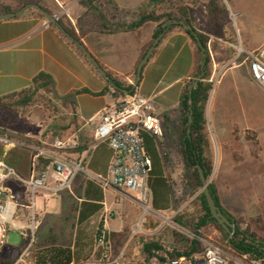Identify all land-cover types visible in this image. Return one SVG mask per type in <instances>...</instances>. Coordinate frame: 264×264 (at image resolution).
Instances as JSON below:
<instances>
[{
	"label": "crops",
	"instance_id": "1",
	"mask_svg": "<svg viewBox=\"0 0 264 264\" xmlns=\"http://www.w3.org/2000/svg\"><path fill=\"white\" fill-rule=\"evenodd\" d=\"M56 1L60 14L68 16L100 66L127 85L138 86V94L154 101L164 137L156 139L143 133L146 152L153 162L150 187L154 214L146 221L148 228L160 221H175L180 216L187 220L194 211L204 215L199 200L201 191L195 192L197 181L193 171L187 169L183 155L188 129L182 100L197 68V47L192 39L180 28L165 34L137 83V67L143 49L153 40L157 24L147 23L133 31L121 30L123 26L132 25L136 18H123L110 6L85 18L87 8L82 0ZM109 1L121 11L138 12L148 0ZM183 2V6L195 12L205 9V0ZM114 14L117 17L113 18ZM104 22L110 28H103ZM91 25H96L100 31L89 29ZM69 41L47 18L32 10L16 19L0 20V101L31 89L35 79L43 73L54 79L58 97L75 95L69 111L74 121L71 134L82 144L77 154L85 158L88 174L79 175L72 193L39 200L43 222L39 235L47 240L45 249L61 246L55 243L54 237L53 242H49L52 232L48 222L57 211L72 213L76 234L71 248L75 249L79 243L82 249L78 255L80 260L72 264H83L95 262L102 256L96 243L99 231L113 246L112 235L132 231L141 209L131 193L105 189L94 180L108 178L113 152L107 143L89 149L94 143L101 112L115 104L121 93L95 71L93 64ZM221 46L214 48L218 51L223 49ZM262 46L264 42L259 49ZM212 55L215 67L224 68L229 64L222 50L216 54L212 49ZM248 74L253 82L252 96L250 103H243L241 113H222L223 100H214L209 111L206 110L213 157V174L209 180L217 188L222 207L264 239V116L257 112V106L264 108V89L252 79L250 69Z\"/></svg>",
	"mask_w": 264,
	"mask_h": 264
},
{
	"label": "built area",
	"instance_id": "2",
	"mask_svg": "<svg viewBox=\"0 0 264 264\" xmlns=\"http://www.w3.org/2000/svg\"><path fill=\"white\" fill-rule=\"evenodd\" d=\"M55 19L58 20L57 17ZM231 47L237 51L239 58L248 55L251 77L264 89V46L255 54L248 53L242 46ZM143 133L156 139L164 137L154 101L138 93L121 94L115 104L101 112L94 143L89 151L100 143L108 144L113 152L109 176L94 180L105 189L115 188L131 193L141 209V221L146 222L154 214L150 187L153 162L146 152ZM11 137V134L0 130L1 144L30 151V173L27 178L22 177L16 169L0 160V252L7 246L10 232L30 231L29 246L13 264H36V257H29V253L41 226L39 200L72 193L79 175L88 174L86 160L77 154L80 144L73 137L25 139L23 142ZM23 215L27 217V225L19 221ZM238 226L243 232L249 229L245 222H240ZM177 229L182 233L180 227ZM229 236L231 238L232 235ZM190 238L202 245L200 253L188 258L177 257L174 249L167 250L162 256L158 251L154 252L156 256L149 264H264V258H252L236 254L231 249L225 250L212 238L204 239L199 234H192ZM96 243L102 250L101 264H116L117 261H110L111 244L104 234L97 236Z\"/></svg>",
	"mask_w": 264,
	"mask_h": 264
},
{
	"label": "rangeland",
	"instance_id": "3",
	"mask_svg": "<svg viewBox=\"0 0 264 264\" xmlns=\"http://www.w3.org/2000/svg\"><path fill=\"white\" fill-rule=\"evenodd\" d=\"M4 1L10 2V0ZM219 1L228 12L227 18L223 20L224 30L219 33L212 31L205 6L204 10L195 12V17L197 18L196 27L209 36L208 48L211 59L209 68L211 78L209 82L212 84V90L207 110L209 111L211 103L214 100H223L222 113H241L240 109L244 107L243 103H250L252 96L253 82L248 74L250 59L247 54H244L240 58L237 57V51L233 47L227 46L229 44L242 46L245 51L249 50L253 54L258 53L262 48L259 49V47L264 42V0ZM191 2L196 3L199 0H191ZM206 2L207 0H205L204 5ZM47 3L49 8L54 12V17H57L58 20L61 17H66L69 20L66 14H60V7L56 0H47ZM218 39L222 41H218ZM220 46L223 48L221 50L226 58V62L229 63L224 68L215 67L213 61L212 49L217 54L221 50L217 51L214 47ZM249 51L247 52L250 53ZM71 106L70 102L58 103V101L54 100V96L49 88L45 91H31L23 95L9 97L0 101V130L11 134V138L19 142H23L25 139L38 140L39 138H46L47 140L56 135L55 130L62 126L63 123L67 125L68 121L71 122L69 114V111L72 109ZM257 108V112L264 116V108L261 109L260 106H257ZM62 136L65 135L63 134ZM3 146L6 152H8L7 150L14 149L5 145ZM202 190L203 188L199 191L202 193ZM40 213L42 212L40 211ZM52 215L53 219L48 222V228L52 232V234H49L52 237L49 242H53L54 237L56 239L55 243L58 245L74 247L76 225L72 213L59 214L57 211ZM202 217L201 211L192 212L187 220L186 218L184 219L189 228L179 226L176 223L177 219H175V221H160L156 225L152 224L151 229H149L148 222H142L140 215L139 221L129 233L128 242L124 248L116 251V247L111 245L110 261H117L116 264H149L151 260L147 261L144 253L145 245L148 243L160 244L162 249L159 250V253L162 256L167 250L175 249L174 232L189 239H191L190 236L192 234H199L204 239L212 238L216 243H219L223 247L226 246L230 236L222 231L218 225L212 223L198 231L195 230L198 220ZM40 220L42 226V214L40 215ZM19 221L27 225L26 215H23ZM178 226L181 228L180 231L182 233L177 229L179 228ZM247 231L251 232L250 228ZM39 232L36 234V243L29 253V257L31 258L33 256L36 257L37 253L43 251L46 246L45 242L47 240H45V236H40ZM99 235H101L100 231ZM30 238V231L10 232L8 244L0 252V264H10V259L14 252L22 253L27 249ZM94 261L92 262L93 264L103 263L102 256L96 258Z\"/></svg>",
	"mask_w": 264,
	"mask_h": 264
},
{
	"label": "trees",
	"instance_id": "4",
	"mask_svg": "<svg viewBox=\"0 0 264 264\" xmlns=\"http://www.w3.org/2000/svg\"><path fill=\"white\" fill-rule=\"evenodd\" d=\"M183 1L184 0H148L142 5L138 12L121 11L112 1L109 0H82V5L87 8L85 18L88 17L90 13L94 14V12L101 10V8H106L108 6L112 7L114 11L117 12V14L122 15L123 18L129 16H131L132 18H136V21L132 25H128L127 27L123 26L121 30L133 31L144 26L147 23H155L158 27H160L170 20L183 21L187 25L192 26L194 28L193 31H187L181 25H172L167 28V33L175 28H180L192 39V41L197 47V68L194 73L193 79L203 73L202 79L194 86L193 90L190 91V87L194 83V80L192 81V84L188 87L182 100V112L184 114L187 129L189 128V118L190 116L192 117V123L190 126L191 131L190 134L186 135L183 155L187 169L192 170L194 173V177L197 181L195 192H198L203 188L199 169L203 170L204 175L207 179H210L213 174V157L211 154L210 137L206 119L207 105L209 101L210 92L212 90V84L209 82L211 78L209 69L211 59L210 54L207 51V66L205 67V69L202 70V51L197 45L196 36L200 38L201 43L206 48H208L209 36L202 33V31L196 27L197 18L195 17V10L185 5L183 6ZM34 6L39 7V9H33ZM26 7H29V9H27L26 11H35L40 17L44 19H46L44 13H48L53 17L55 16L54 12L49 8L47 0H45V2L44 0H10L9 3L5 2L4 0H0L1 14L17 12ZM205 8L208 12L207 18L212 31H217L218 33L223 31V20L226 19L228 16V12L226 11L225 7L220 3L219 0H207ZM117 14H114L113 18L117 17ZM57 24L58 26L55 25V27L61 32L63 36L66 37L67 34L84 46L81 37L77 34L75 30V27L66 17L59 18V20H57ZM109 26L110 25H107L106 22L103 23V28H110ZM89 29H92L94 31H100L98 30V27L96 25L89 26ZM101 32L103 33V31ZM163 32L164 29L156 31L153 40L160 36ZM153 40L143 49V54L139 61V64L144 59L149 48L152 46ZM69 42L74 47H76V49L81 53V55L92 65V63L84 55L83 51L79 49L73 42ZM93 69L97 71L96 68L93 67ZM107 74L113 84L111 86L117 92H120L122 95H135L137 93L136 88L138 86L134 88L132 85L129 86L126 83L118 80L111 73ZM48 88L53 94L54 100L58 101V103L70 102L73 105L75 95H71L64 99L58 97L55 91L54 79L50 75L44 73L40 74L35 79L34 86L31 89L24 91L18 95H23L24 93L31 91H45ZM104 93H106V91H104L103 94ZM18 95H13L10 97ZM70 121L71 122L68 121L67 125L63 123L62 126L58 127V129L55 130L56 135L49 138L48 140H51L56 137H61L65 139L73 137L71 131L74 121L73 119ZM63 134L65 136H62ZM74 138L79 143H81L78 138ZM4 149V146L0 144V160H4L9 166L16 169L22 177L27 178L30 173V151L23 148H14L7 150L8 152H6ZM81 150L82 144L80 145L77 152H80ZM209 189L213 199L216 202L217 207L232 223L236 225V229L231 238L227 240V244L226 246H224V249H231L239 255H249L252 258L263 259L264 239L259 238L256 234L251 233L250 231H241L238 225L243 220H238L234 218L222 207L215 185L210 184ZM199 200L202 202L204 215L201 219L198 220V223L195 226V230L198 231L201 228H204L212 223L218 225L217 221L212 217L204 192L200 194ZM176 223L183 228H189V226L185 223L183 216L178 217ZM222 231L224 230L222 229ZM129 232L130 231L125 230L119 235H112V243L113 246L116 247V251H119L118 249L120 248H124V246L127 244ZM174 237V250L176 252L177 257L186 256L188 258H191L195 254L200 253L202 251V247L198 242L192 241L191 239L184 237L183 235L177 232H174ZM80 249L81 247L79 243L76 244L75 249H72L71 247L52 246L37 253L36 264H72L77 260H80L78 259V255L80 251H82V249ZM161 249L162 246L158 243L146 244L144 247V253L147 257V261L151 260V258L154 256V252L159 251ZM20 254L21 253L19 252H14L10 259V264L15 263Z\"/></svg>",
	"mask_w": 264,
	"mask_h": 264
},
{
	"label": "water",
	"instance_id": "5",
	"mask_svg": "<svg viewBox=\"0 0 264 264\" xmlns=\"http://www.w3.org/2000/svg\"><path fill=\"white\" fill-rule=\"evenodd\" d=\"M33 8L35 9H39V7L34 6ZM29 9V7H26L20 11L17 12H13V13H5V14H1L0 13V20H9V19H16L21 17L25 11ZM46 18L48 19V21L53 24V25H57V20L55 19V17L49 15L48 13H44ZM172 25H181L182 27H184L185 30L187 31H193L194 28L192 26L187 25L185 22L183 21H178V20H170L166 23H164L162 26L157 28V31H160L161 29H164V32L158 36L157 38H155L153 40V44L152 46L149 48L148 52L146 53L144 59L141 61V63L138 66V70H137V83H139V81L141 80V73L143 71V68L145 67V65L148 63V61L150 60L152 53L155 51V49L158 47L159 43L161 42V40L163 39V37L165 36V34L167 33V28L172 26ZM67 39H69L71 42H73L79 49H81L84 53V55L87 57V59L93 64V66L97 69V71L101 74V76L109 82L110 85H113L111 82V79L108 77L107 72L100 66L99 62L89 53V51L86 49L85 46H83L81 43H79L77 40H75L73 37L69 36L66 34ZM196 41H197V45L198 47L201 49L202 51V61H201V69H205V67L207 66V58H208V52H209V48H206L203 46V44L200 41V38L198 36H196ZM208 51V52H207ZM203 77V73H201L200 75H198L195 79H194V83L192 84V86L190 87V91L193 90L194 86L202 79ZM191 123H192V117L190 116L189 118V128H188V134H190L191 131ZM200 175H201V180H202V185H203V192L205 194L207 203H208V207L210 209V212L212 214V217L217 221L218 225L228 234V235H233L234 230L236 228L235 224L232 223L224 214L223 212L217 207L215 200L213 199L210 189H209V185L210 180L207 179L204 175V172L202 169H199Z\"/></svg>",
	"mask_w": 264,
	"mask_h": 264
}]
</instances>
